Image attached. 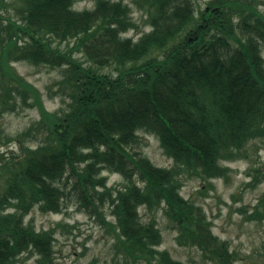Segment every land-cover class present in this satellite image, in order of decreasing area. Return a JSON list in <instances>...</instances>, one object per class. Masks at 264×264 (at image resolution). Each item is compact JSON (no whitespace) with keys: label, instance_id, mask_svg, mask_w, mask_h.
Returning <instances> with one entry per match:
<instances>
[{"label":"trees","instance_id":"trees-1","mask_svg":"<svg viewBox=\"0 0 264 264\" xmlns=\"http://www.w3.org/2000/svg\"><path fill=\"white\" fill-rule=\"evenodd\" d=\"M78 1L16 0L14 15L0 14V116L27 108L40 115L16 136L18 154L2 151L0 141V264L24 253L36 256L33 264H55L53 230L37 231L26 217L34 207L60 212L70 179L98 215L106 197L112 231L132 263L184 264L159 250L157 221H141L144 207L163 209L178 245L234 264L229 243L180 191L187 177L212 187L228 170L221 161L238 159L250 141L264 143V13L255 0H213L198 14L192 0H140L151 30L134 40L125 36L136 27L129 5L95 0L76 10ZM17 62L63 69V107L48 112ZM141 131L158 137L172 167L133 151ZM103 171L121 175L122 184L108 186Z\"/></svg>","mask_w":264,"mask_h":264},{"label":"rangeland","instance_id":"rangeland-1","mask_svg":"<svg viewBox=\"0 0 264 264\" xmlns=\"http://www.w3.org/2000/svg\"><path fill=\"white\" fill-rule=\"evenodd\" d=\"M122 1L131 9V19L136 27L125 36L134 40L148 33V15L140 8V0H110ZM196 13L207 8V3L213 0H192ZM257 8L264 13V0H255ZM16 0H3L1 15H14L12 4ZM95 0H79L74 9H92ZM198 14V13H197ZM54 46L65 48V43L54 42ZM264 59V48L261 50ZM74 56L79 57L75 54ZM16 72L27 82L35 86L42 95L44 106L48 112L57 111L63 107L58 82L64 75L63 69H51L44 66H32L26 62L12 63ZM103 73L115 72L112 68H104ZM37 108H27L19 112L5 113L0 116V141L4 145L2 151L10 150L18 154L19 143L16 136L29 128L39 119ZM10 138V141L8 140ZM9 141L7 144L5 142ZM31 146L37 142H27ZM134 152L146 156L155 166L170 168L173 160L165 155L155 135L139 132V141L133 146ZM228 170L224 177L211 180L212 187L197 178H185L181 187V195L196 205L201 206L211 222V230L221 240L227 241L230 251L235 255L234 264H264V214L262 218L254 219L255 213H261L260 205L264 195V143L258 140L250 141L241 152L240 157L233 161H221ZM107 177L108 186H120L121 175L103 171ZM255 179H258L256 181ZM74 179L65 188V198L62 208L57 213H42L34 207L26 221H29L37 231L52 229L55 237V264H88L96 260L98 264H134L121 253L111 225L114 217L106 197L98 202V213L88 209L78 198V189L72 188ZM254 212V213H253ZM142 222L155 218L161 233L159 250L167 251L170 256L184 264H215L203 259L201 252L192 246L177 244V230L165 216L162 208L155 213L139 208ZM102 216V217H100ZM104 220V221H103ZM35 255L24 253L18 262L33 264ZM136 264H144L138 262Z\"/></svg>","mask_w":264,"mask_h":264}]
</instances>
